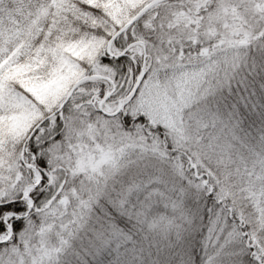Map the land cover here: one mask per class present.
Listing matches in <instances>:
<instances>
[{"label":"snow or ice","instance_id":"1","mask_svg":"<svg viewBox=\"0 0 264 264\" xmlns=\"http://www.w3.org/2000/svg\"><path fill=\"white\" fill-rule=\"evenodd\" d=\"M0 264H264V0H0Z\"/></svg>","mask_w":264,"mask_h":264}]
</instances>
